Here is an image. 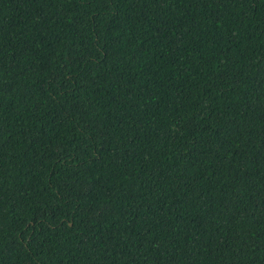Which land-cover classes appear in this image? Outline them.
Returning a JSON list of instances; mask_svg holds the SVG:
<instances>
[{
	"label": "trees",
	"instance_id": "16d2710c",
	"mask_svg": "<svg viewBox=\"0 0 264 264\" xmlns=\"http://www.w3.org/2000/svg\"><path fill=\"white\" fill-rule=\"evenodd\" d=\"M0 264H264V0H0Z\"/></svg>",
	"mask_w": 264,
	"mask_h": 264
}]
</instances>
